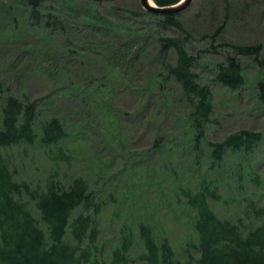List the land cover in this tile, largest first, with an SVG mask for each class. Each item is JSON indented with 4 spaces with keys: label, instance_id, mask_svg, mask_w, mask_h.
<instances>
[{
    "label": "rangeland",
    "instance_id": "1",
    "mask_svg": "<svg viewBox=\"0 0 264 264\" xmlns=\"http://www.w3.org/2000/svg\"><path fill=\"white\" fill-rule=\"evenodd\" d=\"M74 2L73 7L69 0H42L41 20L51 13V30L46 34L37 18L29 16L28 0H0V106L15 94L36 104L38 130L53 116L66 129V136L51 148L38 141L6 148L15 177L32 185H44L50 176L65 183L79 175L88 180L102 206L96 215L97 243L92 246L99 263L108 262L112 248L132 232L131 264H145L140 257L145 251L139 238L141 222L154 226L159 241L167 237L179 257L195 254L194 211L181 191L200 189L205 176L217 186L220 198H210V205L220 217L253 220L249 200L264 206V109L256 95L264 68L253 57L240 55L243 86L232 90L214 79L212 66L225 51L211 48L208 36L225 18V0H193L179 13L193 36L188 48L198 55L199 81L213 93L205 145L243 128L263 133L249 151L227 149L220 163L204 144L193 147L184 127L183 106L175 99L178 86L165 83L162 88L152 78L159 65L143 56L145 50L154 52L157 33L143 41L127 35L129 22L133 31L154 26L148 17L143 20L126 11L145 10L141 0H104L96 5L125 26L115 34L87 29L84 14L92 4ZM228 4L224 40L264 43V0H228ZM161 34L182 35L173 28ZM120 50L126 53L121 56ZM30 208L44 226L33 203Z\"/></svg>",
    "mask_w": 264,
    "mask_h": 264
},
{
    "label": "trees",
    "instance_id": "2",
    "mask_svg": "<svg viewBox=\"0 0 264 264\" xmlns=\"http://www.w3.org/2000/svg\"><path fill=\"white\" fill-rule=\"evenodd\" d=\"M31 3L29 16L37 18V25L46 34L51 30L47 18L41 20L42 0H28ZM73 7L74 0H69ZM104 0H90L84 14V23L94 30L119 33L123 24L115 23L107 14L102 13L97 4ZM180 0H154L159 6L172 5ZM225 18L208 36L209 46L223 48L225 56L215 61L212 70L214 79L223 86L237 90L244 85L246 77L240 55L251 56L264 68L261 57L264 43H231L221 36L226 26L230 4L225 0ZM133 17L151 19L154 26L143 31H133V25L126 24L127 35H135L141 41L152 32L157 33L154 52L144 51L143 58L158 63L156 75L152 78L161 84L174 83L179 88L175 99L183 106L184 127L189 130L190 140L195 149L200 144L211 150L215 162L220 163L224 152L251 150L263 139V133L249 129H239L222 141L205 145L206 124L213 112V93L208 84L199 81L195 66L198 55L188 48L193 36L181 21L179 14L157 13L147 10H126ZM59 10L55 12L57 15ZM51 17V16H50ZM28 19V18H27ZM173 28L182 35H163L161 30ZM217 39H221L216 43ZM130 50V43L125 44ZM126 50H120L123 56ZM118 62V58H113ZM135 61V60H133ZM131 61L130 66L135 63ZM256 95L264 109V72L256 83ZM0 264H131V248L135 241L132 232L122 236L120 245L112 248L110 260L98 262L92 251L99 234L96 215L100 213L99 200L84 176H75L68 183L50 176L44 185H32L28 180H18L10 166L5 149L21 142L34 144L40 142L47 148L59 143L66 136L62 121L53 116L37 128V110L34 102L9 95L0 106ZM202 149V147L200 148ZM199 149V150H200ZM64 157V156H63ZM210 169V168H209ZM208 169V170H209ZM217 186L206 178L201 188L193 191L187 187L181 191L186 205L194 211L193 227L197 240L190 242L196 253L179 257L167 237L160 241L156 238L154 226L150 223L139 224V238L144 253L140 255L145 264H264V206L249 200L253 220L242 216L236 219L220 217L210 205V198H220ZM30 203H33L40 219L35 216ZM249 212L246 213L248 215ZM88 240V241H87ZM96 250V247H95ZM134 264V263H133Z\"/></svg>",
    "mask_w": 264,
    "mask_h": 264
},
{
    "label": "water",
    "instance_id": "3",
    "mask_svg": "<svg viewBox=\"0 0 264 264\" xmlns=\"http://www.w3.org/2000/svg\"><path fill=\"white\" fill-rule=\"evenodd\" d=\"M193 0H181L177 4L159 6L156 3L151 4L149 0H141L142 5L146 10L157 12V13H181L185 11L192 3Z\"/></svg>",
    "mask_w": 264,
    "mask_h": 264
},
{
    "label": "bare ground",
    "instance_id": "4",
    "mask_svg": "<svg viewBox=\"0 0 264 264\" xmlns=\"http://www.w3.org/2000/svg\"><path fill=\"white\" fill-rule=\"evenodd\" d=\"M149 2H150L151 4H154V1H153V0H149Z\"/></svg>",
    "mask_w": 264,
    "mask_h": 264
}]
</instances>
